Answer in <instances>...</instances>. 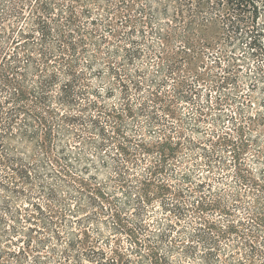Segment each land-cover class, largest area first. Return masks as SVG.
Returning <instances> with one entry per match:
<instances>
[{
	"label": "trees",
	"instance_id": "16d2710c",
	"mask_svg": "<svg viewBox=\"0 0 264 264\" xmlns=\"http://www.w3.org/2000/svg\"><path fill=\"white\" fill-rule=\"evenodd\" d=\"M0 264H264V0H0Z\"/></svg>",
	"mask_w": 264,
	"mask_h": 264
}]
</instances>
